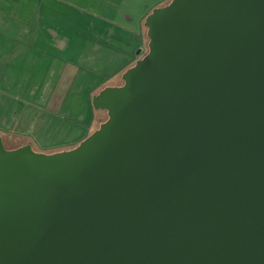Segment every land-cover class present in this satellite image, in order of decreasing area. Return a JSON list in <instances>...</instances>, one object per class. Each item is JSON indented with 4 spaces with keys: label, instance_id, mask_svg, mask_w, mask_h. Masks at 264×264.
Wrapping results in <instances>:
<instances>
[{
    "label": "water",
    "instance_id": "obj_1",
    "mask_svg": "<svg viewBox=\"0 0 264 264\" xmlns=\"http://www.w3.org/2000/svg\"><path fill=\"white\" fill-rule=\"evenodd\" d=\"M70 149H6L0 264H264V0H170Z\"/></svg>",
    "mask_w": 264,
    "mask_h": 264
},
{
    "label": "rangeland",
    "instance_id": "obj_2",
    "mask_svg": "<svg viewBox=\"0 0 264 264\" xmlns=\"http://www.w3.org/2000/svg\"><path fill=\"white\" fill-rule=\"evenodd\" d=\"M18 11L24 17L19 39L28 36L25 28L33 24L38 25L37 39L31 48L21 45L12 61L10 57L2 61V86L7 89L5 94L0 93V130L7 140L3 144L10 148L29 142L38 152L63 150L69 142L93 133L105 120V112L93 110L89 100L106 86L122 84L121 75L128 62L147 53L146 31L137 36L105 24L98 26L88 16L51 0H22ZM45 72L51 92L39 91L37 95H51L47 102L52 109L45 107L35 116L36 110L24 106L25 101L18 97L21 93L12 89L13 79L27 81V74L32 76V85H39Z\"/></svg>",
    "mask_w": 264,
    "mask_h": 264
},
{
    "label": "crops",
    "instance_id": "obj_3",
    "mask_svg": "<svg viewBox=\"0 0 264 264\" xmlns=\"http://www.w3.org/2000/svg\"><path fill=\"white\" fill-rule=\"evenodd\" d=\"M51 1L56 3L59 6L65 7L66 10L72 9L78 12V14L88 16L93 21V23L95 22L98 26H101V24H105L108 26H112L113 28L115 27V29L118 28L114 24L111 25L107 23L106 21L98 20L92 17L90 14H87L85 11L87 12H91V11L87 10L83 6H79L80 5L79 0H77L76 3H70L69 1H66V0H51ZM21 3H22V0H0V93L1 94H5L7 91V89L3 88L2 86L3 79L5 78V73H3L2 61H4L7 57H10V61H12L13 55L20 48L21 45L23 46V44H25L29 46V48H31L32 46H34V43L36 42V39H37L36 31H37L38 25H34V24L30 25L31 27L27 26L25 28V31L29 30L28 36L25 38H22V40L19 39V37H21L19 35L20 33L19 29H21V24L23 23L21 19L24 18L22 15H20V12L18 11V9L21 6ZM35 11L37 12L38 10L35 9ZM103 16H104L103 18L111 20V17L109 15H103ZM26 24L29 25V23H26ZM121 30L124 31L123 32L124 34L131 33V31L128 32V31H125V29H121ZM133 60L131 59L128 62V64L123 69V71L127 69V67L130 66ZM8 67H10V64L4 66L5 72ZM20 70H23V69L20 68L19 71ZM46 76H47V72L42 74V78L39 81V85L37 82H35V85H32L33 84L32 76L27 75V74L26 76H24L27 79V81L24 79L21 81H18L19 80L18 78H16L17 80L13 79L12 89L14 91H17L18 93H21V96H18V97L20 100L25 101L23 102L24 106L28 108L31 107L36 110V113H34L35 116H37L39 114V111H42L43 108L45 107L51 108L49 106V102H47L50 100L51 95H46V94L44 95V93H42L41 95L39 94L37 95V92L39 91L40 92L44 91L45 93L51 92L50 90L52 88V84L51 82L46 81ZM31 88H34V89L31 90ZM89 103H90V100H89ZM5 107H7V105H5ZM1 118L3 119L2 114H0V120Z\"/></svg>",
    "mask_w": 264,
    "mask_h": 264
},
{
    "label": "flooded vegetation",
    "instance_id": "obj_4",
    "mask_svg": "<svg viewBox=\"0 0 264 264\" xmlns=\"http://www.w3.org/2000/svg\"><path fill=\"white\" fill-rule=\"evenodd\" d=\"M66 1H69L70 3H76L77 0H66ZM79 1H80L79 6H83L87 10H90L91 12H87V11L85 12L87 14H90L92 17L101 21H106L111 25L114 24L116 27L120 29L126 28L125 31H128L127 29L129 30L131 29V33L139 36L138 34L142 33V31L145 30V27L143 26L144 18L147 14L151 12V9L162 7L163 5L167 4L170 0H79ZM101 14L109 15L111 17V20L103 18L104 16ZM137 57L138 56L134 58L132 64L136 60H138ZM115 86H119V85H115ZM0 136L2 138V142L3 140L4 142L7 141L5 140L1 132H0ZM25 143H29V142H23L21 144H17L15 146L6 149L9 150L15 149L19 146H22ZM30 144L31 147H33L32 143ZM72 147L73 146L71 145L69 147L64 148L63 150L70 149ZM45 151L46 150L42 149L39 152L53 153L61 150H57L53 152H45Z\"/></svg>",
    "mask_w": 264,
    "mask_h": 264
},
{
    "label": "trees",
    "instance_id": "obj_5",
    "mask_svg": "<svg viewBox=\"0 0 264 264\" xmlns=\"http://www.w3.org/2000/svg\"><path fill=\"white\" fill-rule=\"evenodd\" d=\"M91 108H92V107H91ZM81 140H82V139L80 138L79 140H77L78 142L75 141V142H69V143H71L70 145H73V144L76 145V144L79 143ZM66 144H67V143H66ZM70 145H69V146H70ZM66 147H68V146H66ZM66 147H65V148H66Z\"/></svg>",
    "mask_w": 264,
    "mask_h": 264
}]
</instances>
